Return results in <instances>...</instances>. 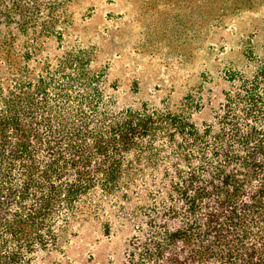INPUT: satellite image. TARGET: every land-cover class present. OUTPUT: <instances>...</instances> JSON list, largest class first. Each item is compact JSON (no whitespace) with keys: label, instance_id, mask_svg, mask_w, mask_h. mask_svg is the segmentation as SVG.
Here are the masks:
<instances>
[{"label":"rangeland","instance_id":"rangeland-1","mask_svg":"<svg viewBox=\"0 0 264 264\" xmlns=\"http://www.w3.org/2000/svg\"><path fill=\"white\" fill-rule=\"evenodd\" d=\"M261 67L264 0H0V112L19 103L44 136L92 144L144 110L216 133L226 93ZM151 141L122 156L116 190L84 196L57 224V244H35L28 264L185 262L195 244L163 243L187 217H172L185 205L172 188L186 169L181 140ZM213 254L206 264H220Z\"/></svg>","mask_w":264,"mask_h":264},{"label":"trees","instance_id":"trees-1","mask_svg":"<svg viewBox=\"0 0 264 264\" xmlns=\"http://www.w3.org/2000/svg\"><path fill=\"white\" fill-rule=\"evenodd\" d=\"M240 81L226 93L216 133L212 125L200 131L185 114L144 110L126 112L88 144L44 136L22 122L19 103L0 112V264H28L35 244H57L60 220L96 187L114 192L122 156L161 135L181 140L186 163L172 186L185 203L172 217L184 213L185 224L163 235L164 244L196 245L179 264H206L212 253L220 264H264V67ZM192 146L200 147L196 158Z\"/></svg>","mask_w":264,"mask_h":264},{"label":"crops","instance_id":"crops-1","mask_svg":"<svg viewBox=\"0 0 264 264\" xmlns=\"http://www.w3.org/2000/svg\"><path fill=\"white\" fill-rule=\"evenodd\" d=\"M47 264H51V263H47Z\"/></svg>","mask_w":264,"mask_h":264}]
</instances>
